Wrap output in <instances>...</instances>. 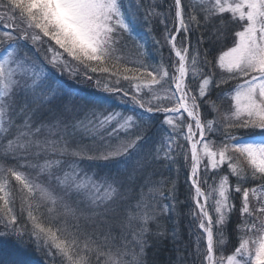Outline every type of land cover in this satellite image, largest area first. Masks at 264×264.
Wrapping results in <instances>:
<instances>
[{"label":"snow or ice","instance_id":"6c2138e0","mask_svg":"<svg viewBox=\"0 0 264 264\" xmlns=\"http://www.w3.org/2000/svg\"><path fill=\"white\" fill-rule=\"evenodd\" d=\"M161 7L155 0H0V264H36L30 249L42 253L43 264H146L149 237L165 235L160 219L178 203L176 180L146 179L149 160L133 159L151 114H162L166 135L147 156L177 173L181 159L189 168V214L198 233L192 264H264V0H173ZM153 19L164 25L174 59L129 61L127 39H137L141 20ZM210 23L205 39L200 30ZM229 31L231 47L216 56L203 47ZM56 72L96 77L108 95L65 103L71 94ZM112 96L133 114L108 112ZM225 100L230 107L221 113L217 101ZM88 105L90 118H79ZM202 108L217 115L206 119ZM102 131L119 143L100 137L91 147L77 139L95 140ZM86 161L114 169L89 173L81 167ZM236 194L238 244L225 255Z\"/></svg>","mask_w":264,"mask_h":264},{"label":"trees","instance_id":"16d2710c","mask_svg":"<svg viewBox=\"0 0 264 264\" xmlns=\"http://www.w3.org/2000/svg\"><path fill=\"white\" fill-rule=\"evenodd\" d=\"M165 4L160 8V11H166L168 9V5L172 4L173 0H164ZM136 0H125L126 4H134ZM142 5H146L150 2V0H139ZM189 3V0H182V4ZM143 9H141L142 11ZM174 14V13H173ZM225 20L229 19L227 15L224 17ZM213 23L219 24L220 20L216 19ZM172 24L171 16L168 20L169 27ZM231 28V25H229ZM150 29V31H147ZM235 29H232L234 31ZM137 31L139 32V36L137 39H127V47L124 49V54L129 61H142L147 65H156L163 59L165 64L169 63V57L171 56L174 59V54L170 53L169 47L164 44L163 34H164V25L159 22L157 19H153L150 24H144L141 20V23L138 25ZM212 31V24L210 23L207 29H201L200 32L206 33L205 39H207V34H210ZM197 34H193L191 36V41L195 44ZM160 40L161 44L164 45L162 49L158 48L155 45L154 41ZM212 47L214 51L212 52V56H216L219 54L221 50H226L228 47L232 46V35L231 31L227 32L225 36L217 43H213L209 45L205 43L203 47ZM29 52V55H33L31 48L25 49ZM212 57H210L211 59ZM136 66V65H130ZM54 78L60 82L63 90L70 93L71 95L65 96V103L82 105L85 103L84 99L93 97L96 95H108L103 92L102 85L98 86L96 83V77L92 80H85L82 77L73 79L69 77L67 74H60L56 72L53 74ZM65 77V78H64ZM70 79V80H68ZM121 86L127 89L129 85L126 82H121ZM212 100H216V93L213 92L211 96ZM114 101V102H113ZM230 100H225L223 102L217 101V104L220 106V112L223 113L230 107ZM167 106V105H166ZM91 105H88L84 108V110L80 113L81 119L85 116H89V109ZM101 109H98L100 111ZM107 111H117L123 112L125 115L133 114L129 110V106L121 103L119 98L116 96L110 97V106L107 107ZM202 115L206 119H212L217 115L215 112L209 111L207 108L201 109ZM151 119H149L150 127L146 126L145 130V138L141 145L140 153L136 154L133 159L147 158L149 163L144 169L143 177L146 179H150L152 181H159L161 178H171L176 180L177 182V209L174 214L169 216L162 217L160 219V223L163 225L165 230V235L161 237L150 236L149 243L150 247L146 249L145 261L146 264H192V254L194 253L195 248V239L197 233V221L193 220L192 216L189 214L190 211L195 210V204L192 200V194L194 190L190 189V181L188 179L189 168L184 165L182 159L179 161L180 168L179 172L176 171V166H168L166 163H162L160 161L152 160L151 157H148L147 154L150 152H154V150L161 146L162 137L166 135L164 128L161 125L163 120L162 114H151ZM110 132L111 129H108ZM123 134V133H121ZM240 136H249V133L245 131H241L238 133ZM100 137L104 138V141L110 139H116L115 137L109 138L107 133L100 132L99 136L95 139H89L87 137H82L80 135L77 136L79 142L83 145H88L91 147H99L102 143ZM163 153L161 152V156ZM44 159L43 156L40 158ZM179 159V158H178ZM8 163H13V161H8ZM81 167L84 168L89 173L96 172L100 175H104L110 169H114V165L107 163L105 161H86L81 164ZM24 171H28L27 169H23ZM227 171L225 166V172L221 174H225ZM60 175L61 173L58 171L56 173ZM32 175L35 176V171H32ZM40 180L43 182H47V177H40ZM230 181L233 185H235V178L230 177ZM54 183V182H53ZM139 183H143V179L139 181ZM208 184H212V180L209 179ZM246 187H252V184L245 185ZM145 192L147 191V187H145ZM204 190L208 191V186H204ZM57 192L60 191L59 188L56 189ZM139 191V189H137ZM75 199V197H73ZM167 202V201H165ZM240 194H236L234 198V204L236 206V211L232 214L229 224L226 229V237L228 239V244L224 248V254H230L234 247L238 244L237 233L235 232L236 224L239 223V208H240ZM211 203V201H209ZM83 207V205H81ZM210 214H212V209L209 208ZM151 230L153 233L159 231L155 224H152ZM118 231V229H117ZM173 231H175V238L173 237ZM191 233V234H190ZM204 241H202V244ZM31 255L34 257L36 264H43L44 257L42 253L35 251L34 249H30ZM183 257V259H181Z\"/></svg>","mask_w":264,"mask_h":264},{"label":"rangeland","instance_id":"374dc122","mask_svg":"<svg viewBox=\"0 0 264 264\" xmlns=\"http://www.w3.org/2000/svg\"><path fill=\"white\" fill-rule=\"evenodd\" d=\"M150 2H151V0H150ZM155 2H157V3H159V4H161L162 6L165 4V1L164 0H155ZM171 27V26H170ZM65 78V77H64ZM68 80H70V79H68ZM146 119H151V117H146ZM243 137H245V138H247L246 136H243ZM125 137H124V135L123 134H121L120 135V139H124ZM105 142H107V143H112V144H116V143H119V140H117V139H110V140H107V141H105ZM141 149V145L139 144L138 146H137V148L134 150V154H133V157L134 156H136V154H139L140 153V150ZM39 264H41V263H39Z\"/></svg>","mask_w":264,"mask_h":264}]
</instances>
